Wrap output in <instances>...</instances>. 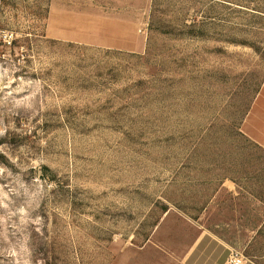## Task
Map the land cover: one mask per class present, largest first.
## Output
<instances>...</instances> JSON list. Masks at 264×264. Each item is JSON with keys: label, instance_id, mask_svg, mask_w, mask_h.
Masks as SVG:
<instances>
[{"label": "rangeland", "instance_id": "1", "mask_svg": "<svg viewBox=\"0 0 264 264\" xmlns=\"http://www.w3.org/2000/svg\"><path fill=\"white\" fill-rule=\"evenodd\" d=\"M263 80L264 0H0V264H264Z\"/></svg>", "mask_w": 264, "mask_h": 264}, {"label": "crops", "instance_id": "2", "mask_svg": "<svg viewBox=\"0 0 264 264\" xmlns=\"http://www.w3.org/2000/svg\"><path fill=\"white\" fill-rule=\"evenodd\" d=\"M97 16L98 17L96 18V20H100L101 17L99 15ZM113 19L116 21L118 19H123L125 22H127L128 16L125 15V17H123V15H120V17H114ZM105 31L106 33H114V31H109L108 29H105ZM115 33L118 35L115 39H112V42L114 41V44H112V46L119 47L123 45H129L127 38H123V29L116 30ZM111 35L114 36L113 34ZM95 38H97V36H95ZM239 130L251 143L264 150V80L248 111L244 115Z\"/></svg>", "mask_w": 264, "mask_h": 264}, {"label": "built area", "instance_id": "3", "mask_svg": "<svg viewBox=\"0 0 264 264\" xmlns=\"http://www.w3.org/2000/svg\"><path fill=\"white\" fill-rule=\"evenodd\" d=\"M233 262V261H232Z\"/></svg>", "mask_w": 264, "mask_h": 264}]
</instances>
